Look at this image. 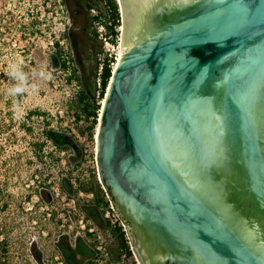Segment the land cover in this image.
<instances>
[{"label":"water","instance_id":"1","mask_svg":"<svg viewBox=\"0 0 264 264\" xmlns=\"http://www.w3.org/2000/svg\"><path fill=\"white\" fill-rule=\"evenodd\" d=\"M120 3L96 135L113 208L172 263L264 264V0Z\"/></svg>","mask_w":264,"mask_h":264},{"label":"rangeland","instance_id":"2","mask_svg":"<svg viewBox=\"0 0 264 264\" xmlns=\"http://www.w3.org/2000/svg\"><path fill=\"white\" fill-rule=\"evenodd\" d=\"M73 1L83 19L79 25L64 0H0V256L8 264H65L58 250L62 239L75 246L82 238L95 246L94 257L82 264H118L123 253H114L113 230L87 220L82 210L94 199L82 186L101 183L98 128L91 136L79 95L99 94L96 69L110 35L103 24L106 0H94L90 12ZM122 31L121 25V39ZM56 43L68 70L52 61ZM120 51L115 47L112 53ZM31 112L39 114L28 118ZM47 129L74 135L80 152L56 147L46 139ZM67 179L72 192L63 189ZM126 261L135 264L131 255Z\"/></svg>","mask_w":264,"mask_h":264},{"label":"trees","instance_id":"3","mask_svg":"<svg viewBox=\"0 0 264 264\" xmlns=\"http://www.w3.org/2000/svg\"><path fill=\"white\" fill-rule=\"evenodd\" d=\"M78 2L81 4L84 3L88 12H90L94 7V0H77V3ZM64 3L70 9L71 17H73L75 23L79 25L80 20L83 19H81V16L76 13L75 8L77 6L75 2L73 0H64ZM105 4L107 6L108 22L103 24H105L109 34L114 36V39L112 40L116 43V36L119 35V27L122 25L119 4L117 0H106ZM94 20L100 21L101 17H94ZM90 26H92V24ZM86 33L87 29H82V34L80 36L84 40H86ZM94 36L97 37L96 34H94ZM52 61L55 65H60V67H62L64 70L69 69L67 61L63 60V51L59 43H56V54L52 57ZM112 62H115V60L112 59L110 62H106L104 66L102 74V88L99 91L98 97H96V93H92L88 90L81 91V94L79 95L80 101L82 103L85 102L83 112L86 115V119L90 122L88 131L91 133V136L94 135V132H96V129L98 128L103 100L105 99L110 81L113 76L114 68ZM33 114L39 113L31 112L28 115V118H31ZM78 119L81 120L80 116ZM46 139L53 142V144L58 148H73L76 150V152H80L78 144L75 142L74 135H69L65 132L54 129H47ZM62 186L67 192L73 191V184L69 179L64 180ZM82 191L94 196V199L91 202L84 204L82 210L85 214V218L87 220L94 221L101 228L109 227L110 224L103 217V209L107 204L105 202V191L102 188V185L91 181L86 186H82ZM112 230L117 239V247L114 251L115 255L120 257L121 253L124 251L128 256H130L131 250L126 239V233L122 231V228H113ZM87 234L92 236V233L88 232ZM0 243L4 244L3 241ZM58 250L65 264H82L83 261L93 258L96 252L95 246L88 244L86 240L82 238H78L76 240L75 246H73L69 241L62 239L58 242ZM0 264H8L7 261L2 258V256H0Z\"/></svg>","mask_w":264,"mask_h":264},{"label":"flooded vegetation","instance_id":"4","mask_svg":"<svg viewBox=\"0 0 264 264\" xmlns=\"http://www.w3.org/2000/svg\"><path fill=\"white\" fill-rule=\"evenodd\" d=\"M121 218L126 226L128 245L135 264H179L171 262V255L161 247L160 243L151 239L144 231L137 229L122 216Z\"/></svg>","mask_w":264,"mask_h":264},{"label":"built area","instance_id":"5","mask_svg":"<svg viewBox=\"0 0 264 264\" xmlns=\"http://www.w3.org/2000/svg\"><path fill=\"white\" fill-rule=\"evenodd\" d=\"M107 39H109V40H107ZM112 39H114L113 35H109L108 37L106 36V38H104V40L106 41V46H108V48H106L105 53L100 55L99 63H98L97 69H96L95 86H96L98 91H100L102 88V74H103V69H104L106 62H110L112 59H114L115 62H112V65H113V68H115V65L119 61L120 53H112V52L115 50V47H117L118 49L121 48L122 39L120 37L116 36V43L113 42ZM110 48H112V49H110ZM111 50H113V51H111ZM104 191H105V202L107 205L103 209V212H104L103 217L110 224V226H109L110 228H108L109 230H107V231H110L113 228H122V231L126 233V227H125L123 221L121 220V218L119 217V215L117 214L115 209L113 208L111 200H110L105 189H104ZM100 248H102V247H100ZM107 256H108V254H107ZM127 256H128L127 253L123 251V253L121 255V261L118 264H131V263H127V261H126Z\"/></svg>","mask_w":264,"mask_h":264},{"label":"bare ground","instance_id":"6","mask_svg":"<svg viewBox=\"0 0 264 264\" xmlns=\"http://www.w3.org/2000/svg\"><path fill=\"white\" fill-rule=\"evenodd\" d=\"M118 2H119V4L121 5L120 0H118ZM121 11H122V8H121ZM122 30H123V27H122ZM120 52H121V51H120ZM120 59H121V53H120L119 61H118V63L115 65L114 70L117 69V67L119 66ZM115 71H116V70H115ZM103 104H104V100H103Z\"/></svg>","mask_w":264,"mask_h":264},{"label":"clouds","instance_id":"7","mask_svg":"<svg viewBox=\"0 0 264 264\" xmlns=\"http://www.w3.org/2000/svg\"><path fill=\"white\" fill-rule=\"evenodd\" d=\"M21 80H23V77H21ZM15 91L20 92V91H23V89L22 88H16Z\"/></svg>","mask_w":264,"mask_h":264}]
</instances>
